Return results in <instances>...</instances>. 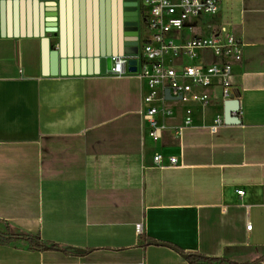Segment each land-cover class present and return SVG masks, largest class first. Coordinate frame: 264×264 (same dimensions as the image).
<instances>
[{
	"label": "crops",
	"instance_id": "0c3cea01",
	"mask_svg": "<svg viewBox=\"0 0 264 264\" xmlns=\"http://www.w3.org/2000/svg\"><path fill=\"white\" fill-rule=\"evenodd\" d=\"M48 6L56 33L47 32ZM219 6L168 39L181 45L225 27L244 59L227 94L214 79L185 100L159 95L165 128L155 142L141 113L147 82L89 73L102 45L117 58L152 38L143 16L134 32L125 0H0V232L61 249L0 244V264H191L182 253L264 264V0ZM214 62L208 51L163 60ZM217 119L224 126L212 133ZM156 154L180 166L160 169Z\"/></svg>",
	"mask_w": 264,
	"mask_h": 264
},
{
	"label": "built area",
	"instance_id": "2783aa9c",
	"mask_svg": "<svg viewBox=\"0 0 264 264\" xmlns=\"http://www.w3.org/2000/svg\"><path fill=\"white\" fill-rule=\"evenodd\" d=\"M220 11L219 0H138V14L146 20L148 28L153 32L152 38L139 48L135 56L124 55L112 59L109 75L113 78L136 76L141 82H147V90L143 96L142 116L147 121V135L155 142L162 138L165 126L157 118L160 109L157 106L159 95L165 98V90L170 89L173 97L185 100L192 94L194 88L213 86V80L220 82L225 94L231 86L233 72L244 59L245 45L234 37L227 28L220 27L208 38L191 37L183 44L177 45L168 39L172 32L182 31L194 18L214 16ZM139 47V46H138ZM198 51H208L215 62L209 65L193 64L182 66H165L163 60L171 57L174 60L182 57L194 59ZM137 61V71L129 72V62ZM193 100L206 104L207 96L193 95ZM192 126L190 114L184 126L179 127L180 133L184 128ZM224 126L221 119L209 127L216 133ZM155 166L160 169L180 166L176 158H170L168 163L161 154L154 157ZM239 197L245 196L244 190H238ZM248 230L252 229L249 225ZM142 233V226H139Z\"/></svg>",
	"mask_w": 264,
	"mask_h": 264
},
{
	"label": "water",
	"instance_id": "95a60500",
	"mask_svg": "<svg viewBox=\"0 0 264 264\" xmlns=\"http://www.w3.org/2000/svg\"><path fill=\"white\" fill-rule=\"evenodd\" d=\"M125 8H126V22L128 27L131 28L132 31L137 32V27H138V0H125ZM54 7L53 6H48L46 10V15H45V21L48 24L49 30L47 31L48 33H56L57 28L56 24L57 21L56 16L54 15ZM137 36V33H136ZM128 47H131L129 50H127L125 55L129 56H135L139 54V47H138V42H132ZM112 54L111 51L109 50L108 47H104L103 45L101 46V55L98 60L93 62V65L95 67L93 68L91 72L90 68V74H105L107 71H110L112 68ZM129 72L135 73L137 71V61L135 59L130 60L129 62ZM90 67H91V62H90ZM165 99L167 100H181L180 97L176 98L173 97L171 94L170 89L165 90ZM238 112V102L234 100H230L226 103L225 105V123L232 125L235 124L236 118L234 115ZM238 122V121H237Z\"/></svg>",
	"mask_w": 264,
	"mask_h": 264
},
{
	"label": "trees",
	"instance_id": "16d2710c",
	"mask_svg": "<svg viewBox=\"0 0 264 264\" xmlns=\"http://www.w3.org/2000/svg\"><path fill=\"white\" fill-rule=\"evenodd\" d=\"M20 240L27 241L30 246L34 249H53V250H61L56 245L49 246L48 244H45L41 242L38 238H35L33 236H28L24 234H20L19 232H9L7 234L0 232V244L1 245H9L13 242H17ZM81 251H76V253H79ZM182 256L187 259L191 264H203V263H219V264H226L223 260H211L204 256L195 254V253H182ZM259 263H264V257L259 260ZM228 264H236L228 262Z\"/></svg>",
	"mask_w": 264,
	"mask_h": 264
}]
</instances>
